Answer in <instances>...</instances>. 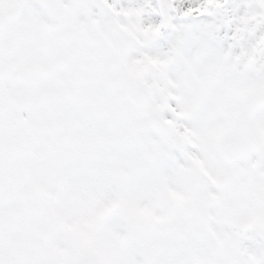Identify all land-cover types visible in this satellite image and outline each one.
I'll return each mask as SVG.
<instances>
[{
  "label": "snow or ice",
  "instance_id": "snow-or-ice-1",
  "mask_svg": "<svg viewBox=\"0 0 264 264\" xmlns=\"http://www.w3.org/2000/svg\"><path fill=\"white\" fill-rule=\"evenodd\" d=\"M0 264H264V0H0Z\"/></svg>",
  "mask_w": 264,
  "mask_h": 264
}]
</instances>
